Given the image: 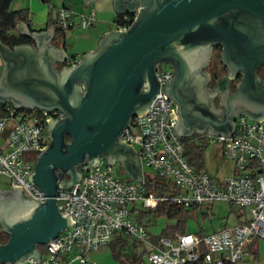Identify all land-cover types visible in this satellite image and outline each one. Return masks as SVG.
Masks as SVG:
<instances>
[{"label":"water","instance_id":"water-1","mask_svg":"<svg viewBox=\"0 0 264 264\" xmlns=\"http://www.w3.org/2000/svg\"><path fill=\"white\" fill-rule=\"evenodd\" d=\"M113 5L120 15H135L128 29L105 32L93 50L60 69L53 63L65 59L64 51L47 44L51 27L20 31L34 46L10 47L0 40V103L62 114L48 121L50 141L30 178L45 199L7 195L22 187L0 188V226L8 235L0 242V263L39 261L38 245L69 225L55 197L58 190L72 191L81 176L78 165H96L103 157L141 181L135 149L118 137L158 92L176 104L172 127L182 137L204 132L230 137L237 116L264 118V87L256 75L264 63V0H113ZM212 45L221 47L227 76L241 73L232 92L227 84L219 92V107L212 101L216 90L199 80L198 74L205 75L188 59L192 52L209 53ZM162 63L173 73L168 83L155 75Z\"/></svg>","mask_w":264,"mask_h":264},{"label":"built area","instance_id":"built-area-1","mask_svg":"<svg viewBox=\"0 0 264 264\" xmlns=\"http://www.w3.org/2000/svg\"><path fill=\"white\" fill-rule=\"evenodd\" d=\"M55 17L61 30L75 26L84 29L94 24L95 11L90 9L76 21L63 6ZM133 20L116 28L127 30ZM157 65V79L170 82L171 69ZM176 107L172 99L158 92L143 113L131 118L118 140L134 147L140 165L171 181L179 192L156 195L144 186V176L138 182L121 178L103 157L96 165H78L81 176L72 191L58 190L55 197L57 209L67 216L69 225L44 245L43 252L39 250V261L29 258L23 264H84L90 253L109 244L115 233L129 235L143 245L149 264H239L244 259L252 238H264V118L257 121L239 115L230 137H204L208 143H218L222 154L233 161L231 173L215 179L206 171H196L188 162L182 136L172 127L178 116ZM58 118L62 114L56 109L0 103V180L7 188L22 187L26 196L45 199L30 178L37 156L50 141L48 121ZM164 200L196 210L207 203L226 201L245 208L247 216L241 223L209 233L154 236L149 223L138 219V214Z\"/></svg>","mask_w":264,"mask_h":264},{"label":"trees","instance_id":"trees-1","mask_svg":"<svg viewBox=\"0 0 264 264\" xmlns=\"http://www.w3.org/2000/svg\"><path fill=\"white\" fill-rule=\"evenodd\" d=\"M11 1L12 0H0V40L10 47H14L19 44H31L33 41L31 37L21 34L16 30V20H27L28 9H12L10 8ZM40 1L46 4H50L51 2V0ZM131 19V16H129V19H127L125 16L117 15L114 19V25L116 27L120 23H129ZM53 24L55 25V43L58 44V39H60L61 43L64 42L65 33L67 31L61 30L56 25V17L52 18L51 13H49L46 26ZM216 57H219V55L217 54ZM256 75L260 78L261 86L264 87V65H261L256 69ZM238 78L240 79V75ZM182 140L185 144L188 162L196 171L208 172L205 162V148L207 147L208 142L203 137V135L193 134L191 136L182 137ZM144 186L148 191L153 192L156 195H162L165 193L176 194L179 192V189L171 181L156 174L145 175ZM189 210L190 209L175 204L170 200H164L160 201L154 208L141 210L138 214V219H142V217L145 215L152 214L155 217L163 216L168 220H173L172 223H166L158 234H153L154 236H173L175 234L187 231L186 228ZM242 215L243 212L237 214L238 223L245 221ZM199 231L203 232L204 230L199 228ZM1 238L3 241H6L8 238V235L2 229H0V239ZM257 240L258 237H253L249 243L253 245L257 243ZM138 245L139 243L132 237L129 235H123L121 233H115L109 242L113 256L116 259L121 260L123 264H145L144 257L146 255V248L144 247L141 250H138ZM39 246L40 245H38V249ZM202 250L205 252L206 248L202 247ZM254 258H258L257 247L254 249ZM0 264L6 263L1 262Z\"/></svg>","mask_w":264,"mask_h":264},{"label":"rangeland","instance_id":"rangeland-1","mask_svg":"<svg viewBox=\"0 0 264 264\" xmlns=\"http://www.w3.org/2000/svg\"><path fill=\"white\" fill-rule=\"evenodd\" d=\"M62 2L69 4L71 8L69 10L73 13L76 21H79L81 15H83V6L81 5L80 0H51L50 5L53 6V12L55 15L57 13L58 8L63 7ZM49 5V4H48ZM14 0L11 1L10 8L13 9ZM66 7V6H65ZM93 9V8H92ZM90 10V9H89ZM88 10V11H89ZM87 11V12H88ZM105 17H109L107 14H104ZM99 16L95 17V22L97 21L96 26H102L99 23ZM97 19V20H96ZM112 24V23H111ZM111 26V25H110ZM72 34L68 35L67 38V54L68 55H81V51L84 47L88 45L92 48L96 47V43L92 41L94 39V31L90 27L81 28L74 27L71 32ZM89 33V34H88ZM91 36V38H85L87 36ZM91 39V40H90ZM158 68L167 69L168 67L165 64H158ZM220 145L218 143L209 142L207 147L205 148V162L207 171L212 175L215 179H223L227 175L231 173L233 167V161L228 157H225L222 152L216 154V148ZM138 147L137 145L135 146ZM114 173L124 179H128L127 174L124 172L122 165L120 162H115L112 164ZM143 173L145 175H154V171L150 167H143ZM7 184L4 180H0V188L7 189ZM243 212L242 217L247 216V211L245 208H242L236 204H230L226 201H215L213 203L204 204L201 209H198L196 212L193 209H190L188 212L187 218V228L188 232L199 231V228L209 232L212 230H217L222 225H235L238 223L237 214ZM142 220L149 223V229L152 234H158L160 230L166 223H172L173 220H168L163 216L155 217L152 214L145 215L142 217ZM0 242H4L2 238ZM130 241V240H129ZM259 249H258V258L255 259L250 254H246L244 259L239 264H264V238H258ZM138 250L144 248L143 245L139 244ZM107 249L108 257L105 260H102V264H123L121 260L116 259L112 252L109 244L104 246ZM39 250L43 252L44 245L39 246ZM101 263V262H99ZM144 263L149 264L146 259V255L144 257Z\"/></svg>","mask_w":264,"mask_h":264},{"label":"crops","instance_id":"crops-1","mask_svg":"<svg viewBox=\"0 0 264 264\" xmlns=\"http://www.w3.org/2000/svg\"><path fill=\"white\" fill-rule=\"evenodd\" d=\"M80 2L84 8L83 13H86L89 9L93 8L95 11V17L99 16L98 17L99 23L102 24V26H96L97 21L94 22V24L91 26V28L94 31V35H95V36H93L94 39L92 41L97 42L96 43V46H97L98 41L100 40V38L102 37V35L105 32L111 31V30L116 28L114 25V19L116 18L117 15H120V14H119V12H117L115 10L114 5H113V0H91L88 4L85 3V0H80ZM61 5L71 8V6L69 4H66L65 2H62ZM53 6H55V5H50V4L48 5L46 3L41 2L40 0H14L13 9H19V8H27L28 9L27 20H20V19L16 20L17 32L21 33L20 31H23L25 29L32 31V32H34V31L40 32L41 30H47L49 27H51L53 29V33H52L50 39L48 40L47 44L52 45L55 49H58V48L63 49L65 59L63 61L55 60L53 63V66L55 69H60L62 66L70 65V64L77 62L85 52H87L89 50H93L95 47L92 48L89 45L87 47H84L81 51L82 52L81 55H79V56L74 55V54L68 55L66 42H67L68 35L72 34L71 32L74 29V27L65 33L64 42L61 43L60 39H58V44L55 43V41H54L55 25L53 24L50 26H46V22H47L49 13H51L52 18H55V12H53ZM104 14H107L108 16H110V19H109V17H105ZM76 27H79V26H76ZM88 34L85 38H91V36H89ZM32 40L33 41L31 44L34 46L35 45L34 39L32 38ZM2 68H3V63H2V60L0 59V74L2 72ZM214 105L216 107H219V105L217 106L215 103H214ZM195 134L203 135V137H205L206 135H211V134H208L207 132L195 133ZM219 152H221L220 146L216 148V154H218ZM139 165H140V163H139ZM122 168L125 172L123 165H122ZM142 169H143V167L140 165L141 178L144 175ZM127 178L130 179L129 176ZM130 180H132V179H130ZM136 182H138V181H136ZM193 211L196 212L197 210L193 209ZM198 232H200V231H198ZM200 233H207V231L204 230L203 232H200ZM208 233H209V231H208ZM256 247H257V252H258V249H259L258 240H257V243H255L253 245L251 243H248L246 246V254L248 253V254L252 255V257L254 258V249ZM107 257H108L107 249H105L104 246H102L99 249L91 252L89 255L88 261L84 264H102V260L107 259ZM99 262H101V263H99ZM71 264H82V263H79L77 261H73Z\"/></svg>","mask_w":264,"mask_h":264},{"label":"flooded vegetation","instance_id":"flooded-vegetation-1","mask_svg":"<svg viewBox=\"0 0 264 264\" xmlns=\"http://www.w3.org/2000/svg\"><path fill=\"white\" fill-rule=\"evenodd\" d=\"M122 16H131L133 18L135 15L126 14ZM217 54L219 55V57H216ZM220 58H221V47L218 45H212L209 50V53L208 51L203 49L199 52H192L188 56V59L192 67L195 69H197L196 67H198L200 70V71L198 70L199 73H203L205 75V77H201V75L198 74V76L200 77V78L198 77L199 80L205 82L206 87L209 89V91L216 90V94L212 98V101L217 106L219 105V101H218L219 92L226 87V84L229 90L232 92L234 90L236 82L239 80L238 76L239 75L241 76L240 71H238L236 73V76L233 78L227 76V69L221 62ZM261 65H264V63H262ZM76 170L78 171V167L76 168ZM68 178L69 175H65V179ZM7 195L14 197L28 198L21 189L20 190L10 189L7 192Z\"/></svg>","mask_w":264,"mask_h":264}]
</instances>
